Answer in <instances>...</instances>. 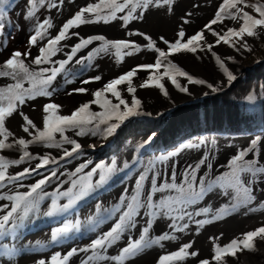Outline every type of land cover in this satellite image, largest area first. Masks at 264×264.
<instances>
[{"label":"snow or ice","instance_id":"obj_1","mask_svg":"<svg viewBox=\"0 0 264 264\" xmlns=\"http://www.w3.org/2000/svg\"><path fill=\"white\" fill-rule=\"evenodd\" d=\"M73 0H69V3ZM64 0H27L24 19L33 22L34 34H30L28 43L31 47L38 48V55L32 56L31 47L25 52L19 50L11 52L8 59L0 64V79L11 80L12 83L0 86V201H8L7 204H0V264L7 258L8 264H18L13 261L16 256L17 247L9 246L2 242L3 238L24 226L26 219L34 211H39L40 202L50 194L45 191V186L53 179L57 178V167L38 179L34 184L28 185L27 192L16 191L13 194H4L2 190L9 189L15 185L17 188L25 187L23 181L29 179L33 174H39L42 168H47L49 164L59 166L61 161L68 158H78L82 153V145L77 140L65 135L66 132H74L77 137L101 136L107 139L112 136L121 123L128 117L139 115L138 111L142 107V101L137 97V86L133 84L134 78L139 72L146 73V77L138 84L140 89H158L165 97L169 93L163 83L167 80L180 92L188 93L187 85H205L204 79L196 78L194 75L183 70L170 57L185 53L192 54L195 59L201 60L202 56L197 53L208 52L215 59V63L227 76L229 81L236 79L235 75L226 67V61L235 62V58L227 55L221 57L213 49L224 45L235 52L253 51L252 44L248 38H264V0H222L217 7L214 16L199 30L193 34H186L185 25L191 23L192 12H186L180 17V25L172 40L160 36L159 42L163 46H158L157 39L149 33L140 30H131L129 25L136 22H144L146 13L152 10H163V14L173 15L176 0H96L85 7L80 8L72 18L66 20L57 33L52 36L49 29L54 27L53 18L46 16L43 20L37 15L41 9L47 8L61 10ZM198 7V5H196ZM250 10V11H249ZM87 14V15H86ZM121 14V15H118ZM4 13L0 12V16ZM121 21L119 27L125 30L128 37H142L145 44L137 43L128 39H108L104 35H93L81 37L79 32H70L73 28H78L84 24L104 23ZM225 21H232L237 27H231ZM221 25L217 29L214 25ZM5 25L0 21V36H3ZM214 37V41L207 40V34ZM77 37L78 42L70 46L65 53V59L53 60L62 51L61 42ZM47 40V43H42ZM99 42V44L87 52L86 55L75 59V63L87 68L94 66V61L98 57L114 55L116 64L123 63L124 57H131L142 51L155 53L153 62L137 64L131 70L109 80L104 85L91 92V97L87 102H83L70 114H61V105L51 102L50 98L59 90V86L53 84L57 76L63 74L64 84H73L80 75L79 72H70L66 65L77 57V54L89 45ZM0 44V47H3ZM68 47V46H64ZM29 58L30 61H29ZM28 61V62H26ZM86 62V63H85ZM44 65H48L45 67ZM53 65H58L55 67ZM35 66V67H33ZM163 69V71H161ZM177 77L184 78L186 85H181ZM101 75H95L87 79H82V85L101 81ZM30 85L25 87V84ZM127 85L123 91L118 86ZM212 88L211 84H207ZM123 92L131 97L130 101L125 98ZM89 89L85 87L73 88L67 95L88 94ZM110 94V97L109 95ZM37 97L49 98L50 102L42 105V128L38 127L32 118L22 109L28 101ZM115 99V103L113 99ZM96 105L100 111L92 110ZM123 106V110H121ZM22 118L19 127L23 133L27 134L26 139L18 136L10 129L8 122L16 117ZM111 121H116L112 123ZM102 125L104 127H102ZM59 134V140L57 139ZM151 137L149 141H151ZM262 137L251 139L248 146L238 149L224 166L228 170L214 176L198 174L202 168L211 170L213 165L209 163L210 155L205 153L195 163H189L180 173V181L177 182V172L173 165L169 181L158 183L159 173L155 171V163L149 162L140 171L135 179L131 194L125 188L111 211L100 219L90 221L93 228L98 227L103 220L118 219L106 232L96 236L91 242L81 248H71L63 256L61 253H54L49 260L39 259L36 264H68L74 255L79 253H91L86 255L81 264H103L112 261L115 264H128L134 262L136 257L153 246L164 248V241H178L180 238L176 233H188L190 225H196L195 235H199L201 229L217 220H222L233 213L241 212L248 214L257 210L264 211V200H258L255 188L258 184L264 183V163L260 160V144ZM206 141L200 140L197 144H188V148H199ZM215 145V140L211 142ZM42 145L44 148L62 149V155L54 157L49 153L43 155L34 154L29 151L31 145ZM64 145H71L70 149ZM6 151H18V158H10L4 153ZM252 155V158L249 157ZM178 155L177 151H172L159 158V162L169 160ZM33 160L40 162L34 167H24L21 171L10 173L12 167H19L21 164L30 163ZM91 161L80 163L74 171L68 174V180L61 181V185L70 182V187L61 192L56 189L60 197H68L66 204L60 205L57 199L53 198L50 209L45 212L46 216H53L58 212H67L76 202L86 197L95 188L105 184L113 173L118 171L116 160L110 164L103 162L95 164L89 169ZM124 164V168H128ZM98 178L93 181V178ZM62 174V173H61ZM151 174V179L149 176ZM146 182L148 190L145 192ZM218 189L216 196L225 197L226 202L220 204L216 209L211 203L203 207L189 211V208L202 203L207 196ZM264 191V188L261 189ZM155 199L158 193H165ZM99 210V205H97ZM143 213V215H141ZM138 217L140 219H138ZM205 217L204 219H196ZM210 217V218H209ZM146 218V219H145ZM167 219L165 230L159 235H151L157 219ZM144 220L141 224L140 220ZM139 229L138 236L133 235ZM73 230H79V221L75 223L67 221L62 227L51 230V242L63 243L64 239L70 238ZM127 239L122 243L116 255H109V249ZM223 236L209 237L212 242V255L209 258L200 257L198 249H193L194 241H187L179 245L177 250L159 255L156 264H172L178 261L184 264L191 259L194 264H227L226 257L238 259L237 253L247 251H257L256 238L264 241V226L242 233L240 236L231 239L226 244H219ZM13 239L16 237L13 235ZM197 257H200L198 260Z\"/></svg>","mask_w":264,"mask_h":264},{"label":"bare ground","instance_id":"obj_2","mask_svg":"<svg viewBox=\"0 0 264 264\" xmlns=\"http://www.w3.org/2000/svg\"><path fill=\"white\" fill-rule=\"evenodd\" d=\"M27 0H23L22 2L16 3L14 8L16 12L19 14H25ZM221 3V0H176V4L174 5L175 11L173 15L169 16L163 14V10H152L150 14H146V19L144 22L140 24V28L148 33L153 35L156 39L160 36H164L165 38L172 40L175 36L176 31L181 23L180 17L183 16L186 12H192L193 15L190 17L192 22L189 25H185L186 31L189 33H193L197 29H201L213 16L214 13ZM87 4V0H73V2L69 3V0H65L63 7L61 10L57 11L56 9H52L50 12L47 8H43L41 12L37 15L41 20H43L46 16H51L53 18L54 27L49 29L50 34H56L59 30L60 26L69 18H72L74 14L82 7ZM198 5V7L196 6ZM197 7V8H195ZM250 11V10H249ZM12 20V18H11ZM140 22H133L134 26H138ZM229 26L236 27L238 26L232 21H225ZM118 22L111 24L110 26H104L99 24L98 26L85 27L84 25L79 26L78 28H73L70 32H79L80 36L84 33L85 35H96V34H110L112 36H121L125 35V31H122L119 27ZM220 26V25H219ZM222 27V26H221ZM88 30V31H84ZM24 39H29L30 34L32 33H23ZM152 36V37H153ZM209 35L207 34V38ZM21 39V37L19 38ZM215 38H208L209 42L214 41ZM249 43H252V46L255 44L254 38H248ZM264 39V38H261ZM159 40V39H158ZM140 44H145L146 41L143 38L138 39ZM31 46H23V52L28 50ZM222 58L227 55H231L235 58V62L226 61V67L235 75L236 79L233 81H229L227 76L223 73V71L219 68V66L215 63V59L208 52L197 53V55L202 56L201 60L195 59V57L188 53H182L177 56V58L182 59L181 63L178 65L183 70L189 72L194 75L196 78L204 79L208 84L212 85V88L207 89L203 85H187L189 88L188 93L180 92L177 88H175L167 78L164 79L163 83L165 84L166 89L168 90V97H165L158 89H140L138 84L142 81V76L145 78L146 73L142 74L139 72L137 76L133 80V84L137 86V97L142 101V107L138 111L139 115H134L128 117L125 121H123L117 131L106 140L98 139V138H84L81 139L82 145V155L78 158H70L66 161H61L59 165L58 175L66 170L67 172H63V177L65 178L70 171L73 170L72 165L74 167L78 166L80 163L91 161L92 164L89 165V169H86L85 172L90 170L96 162L91 160L92 149L99 148L104 149L105 152H109L112 149L118 147L119 150L122 151L119 156H106L104 158L105 164H110L112 160L122 161L126 156L127 152L125 151L126 147L134 146L139 143V137H134L132 131H129V127H134L139 123H157L158 117H162V119L168 120L173 115L174 117L180 115V121L186 122L189 118L196 119L197 115L195 114L194 107L192 105H188L195 98H199L201 95L208 93L209 97L211 93H217L218 99L221 102H218L217 99L214 100L213 104L216 105L217 113L219 114L221 110H225L228 116L232 119L237 117V105L240 99H242L254 86L253 81L250 80V76L253 75L254 72H258L259 78L264 81V73H262L264 64L246 69L242 67L240 59L247 57V52H235L232 49H229L227 46L221 45L213 49ZM32 56L38 55V48L31 47ZM143 53L141 55L134 54L131 57H124L123 63L116 64V57L114 55L106 56L101 59L95 68L97 75H101L102 79L99 82L81 85L80 87H85L89 89L88 94H73L72 96L65 95L59 96L55 99V103L61 105V114H68L75 108H77L81 103L89 101L92 99L91 92L101 88L104 83L109 80L123 74L124 72L131 70L137 64L149 63L150 59L154 57L155 53ZM8 59V55H0V62ZM31 58H29L30 61ZM163 71V69H161ZM181 85H186L187 81L184 78L177 77ZM127 85L118 86L122 91L126 89ZM110 97V94H108ZM123 95L126 99L130 101L131 97L128 96L126 92H123ZM111 98V97H110ZM113 102L115 103V99ZM210 98H208V102H210ZM206 101V102H207ZM46 103L45 100H39L32 104L25 105L26 113L34 120L38 127L42 128V105ZM92 110L100 111V109L96 106H92ZM121 110H123V106H121ZM176 111H178V115H176ZM220 117V116H218ZM155 118V120L153 119ZM112 123H116V121H111ZM22 123V118L16 117L11 119L8 122V126L11 130L17 133L18 136H23L26 139H30L27 137V134L23 133L20 129L19 125ZM167 126L169 124L166 121ZM166 126V127H167ZM136 130V129H135ZM125 131L124 134L121 132ZM154 135L157 136L160 134V130L154 131ZM113 139V141H111ZM215 140V139H213ZM213 140H204L206 143L201 145L199 149L196 151L187 152L182 155L180 158L176 160V163L180 165V171L177 173V177H180V173L189 163H195L202 155L208 153L210 155L209 163L213 165L211 170L207 168H202L200 171V175L212 176L214 178L215 175L223 172L224 167L230 158L237 152L238 149H242L248 146V143L242 142H226V141H217L215 140V145L211 142ZM260 151V160L264 162V141L262 144L258 145ZM14 151H6L4 154L6 156H12ZM250 155V154H249ZM249 158V157H247ZM99 173H97V176ZM96 176V177H97ZM96 177L93 178L95 181ZM123 177L122 172L118 169L115 173L111 175L109 180L118 182ZM137 176H132L125 184L116 190L109 186L108 191H114L111 193L110 197L113 196H121L124 192V189L127 188L129 194H131L132 188L135 183V179ZM199 181V180H198ZM161 182V181H160ZM158 181V183H160ZM108 185L105 186L107 190ZM264 188V183H260L255 188V195L258 200H264V191L261 189ZM61 192L66 191L67 189H59ZM164 193H158L155 199H158ZM225 197H218L214 192L207 196L205 200L193 206L190 211H193L195 208L203 207L207 203H211L213 208L216 209L220 206V204L225 203ZM0 204H7L0 202ZM244 209H241V212L237 214L233 213L230 216L222 220L214 221L210 224H206L200 231L199 235H195L196 225H190V229L188 233H176V235L180 238L178 241H169V245L172 248L171 251L177 249L180 244L187 242L189 240L194 241L193 249H198L200 252V257L209 258L212 255V242H210L209 237L219 236L223 233L222 238L217 241V243L223 245L229 242L231 239L240 236L242 233H245L250 230H254L260 226H264V211L257 210L256 212L242 214ZM205 217H198L197 219H204ZM210 218V217H209ZM142 220V219H141ZM167 222L159 221L157 222V229L152 231L151 235H159L161 232L168 230L166 228ZM138 233V229L136 231ZM136 232L133 233L134 237L136 236ZM127 239V236H125ZM21 245H25L24 242L20 243ZM255 244L257 247V251H243L238 252V259H234L232 257H226L227 264H264V241H260L259 238H256ZM119 249L115 252L114 255L117 254ZM159 256V252L151 251L147 254L140 256L134 262L129 264H152ZM200 257H197L198 260ZM184 264H194V262L189 259Z\"/></svg>","mask_w":264,"mask_h":264},{"label":"rangeland","instance_id":"obj_3","mask_svg":"<svg viewBox=\"0 0 264 264\" xmlns=\"http://www.w3.org/2000/svg\"><path fill=\"white\" fill-rule=\"evenodd\" d=\"M254 42H255V44L253 45V51L251 53L247 52V57L240 59V62H241L243 69L246 68L244 66L243 62L245 60L251 59V58L254 59L253 61H255V60H259L260 62L263 61L262 64H264V39H256ZM250 44H252V43H250ZM262 64H260V65H262ZM252 67H254V66H251L250 68H252ZM246 69H249V68H246Z\"/></svg>","mask_w":264,"mask_h":264}]
</instances>
